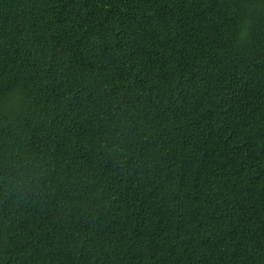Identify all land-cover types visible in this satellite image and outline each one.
Listing matches in <instances>:
<instances>
[{"label":"trees","instance_id":"obj_1","mask_svg":"<svg viewBox=\"0 0 264 264\" xmlns=\"http://www.w3.org/2000/svg\"><path fill=\"white\" fill-rule=\"evenodd\" d=\"M0 264H264V0H0Z\"/></svg>","mask_w":264,"mask_h":264}]
</instances>
